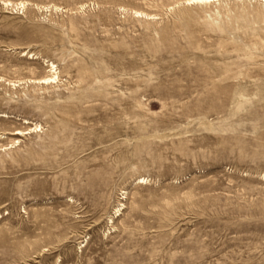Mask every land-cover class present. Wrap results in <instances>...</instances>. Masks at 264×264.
<instances>
[{"label": "rangeland", "instance_id": "1", "mask_svg": "<svg viewBox=\"0 0 264 264\" xmlns=\"http://www.w3.org/2000/svg\"><path fill=\"white\" fill-rule=\"evenodd\" d=\"M0 264H264V2L0 0Z\"/></svg>", "mask_w": 264, "mask_h": 264}, {"label": "bare ground", "instance_id": "2", "mask_svg": "<svg viewBox=\"0 0 264 264\" xmlns=\"http://www.w3.org/2000/svg\"><path fill=\"white\" fill-rule=\"evenodd\" d=\"M217 1H220V0H187V3H189V4H199V3H205V2H217ZM258 1H263L264 2V0H258ZM20 5H24V4H22V3H19ZM135 14H137L138 16H146V15H144V14H142V13H138V12H135ZM51 69H52V65H50L49 66ZM52 70H50V72H51ZM55 74L54 73H52V75L50 76V77H48V78H43V79H41V81H40V84H48V83H51L53 80H54V76ZM20 133L21 132H16L15 133V136H18V135H20Z\"/></svg>", "mask_w": 264, "mask_h": 264}]
</instances>
